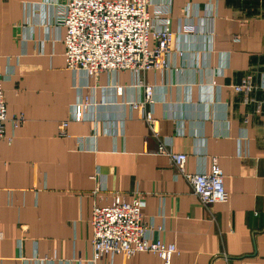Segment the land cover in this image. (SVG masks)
<instances>
[{"label":"crops","instance_id":"obj_1","mask_svg":"<svg viewBox=\"0 0 264 264\" xmlns=\"http://www.w3.org/2000/svg\"><path fill=\"white\" fill-rule=\"evenodd\" d=\"M66 1L0 0V264H163L153 252L93 262V207L116 192L144 194L151 240L177 246L171 264H264V0H152L169 8L170 65L95 76L67 67ZM246 77L249 96L235 90ZM145 85L156 135L131 104ZM160 141L190 174L217 157L228 202L203 205Z\"/></svg>","mask_w":264,"mask_h":264},{"label":"built area","instance_id":"obj_2","mask_svg":"<svg viewBox=\"0 0 264 264\" xmlns=\"http://www.w3.org/2000/svg\"><path fill=\"white\" fill-rule=\"evenodd\" d=\"M169 13L167 5L155 4L152 0H67L56 13L58 26H64L66 30L63 42L67 67L74 73L83 72L87 76L101 72L167 68L174 36ZM2 80L0 73V139L5 135L8 119ZM255 88L251 77L235 86V90L245 96ZM260 88L263 98L258 110L264 114V78ZM144 90L145 101L131 104L140 110L142 119L156 135L157 120L153 111L146 107V103L154 100L153 86L145 85ZM88 104L87 98L75 106L72 116L61 123L60 135L67 134L70 120H84ZM23 121L22 116L13 118L15 126ZM157 151L170 157L178 173L190 181L193 193L203 205L228 202L229 193L217 157L212 158L210 171L190 174L185 170L186 153L171 150L165 141L159 142ZM145 206L144 194L127 201L116 192L110 204L93 207V262L115 254L132 256L137 252H153L159 255L163 264H171L177 246L151 240L149 229L143 222Z\"/></svg>","mask_w":264,"mask_h":264}]
</instances>
